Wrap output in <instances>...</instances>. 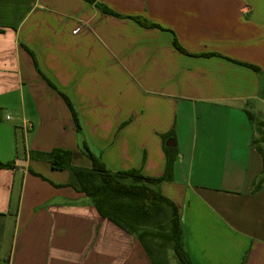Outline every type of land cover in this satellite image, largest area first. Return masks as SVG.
I'll list each match as a JSON object with an SVG mask.
<instances>
[{"label":"crops","instance_id":"crops-1","mask_svg":"<svg viewBox=\"0 0 264 264\" xmlns=\"http://www.w3.org/2000/svg\"><path fill=\"white\" fill-rule=\"evenodd\" d=\"M255 104L264 0H0V264H152L37 153L160 177L168 143L192 264H264Z\"/></svg>","mask_w":264,"mask_h":264},{"label":"trees","instance_id":"trees-1","mask_svg":"<svg viewBox=\"0 0 264 264\" xmlns=\"http://www.w3.org/2000/svg\"><path fill=\"white\" fill-rule=\"evenodd\" d=\"M86 1L93 3L95 0ZM96 5L100 8L98 3ZM101 9L104 13L120 16L106 6ZM135 20L145 27L154 26L153 23L139 17ZM175 45L182 50L177 41ZM248 66L257 72L260 71L254 65ZM248 115L251 120H254L253 114L248 112ZM256 148L264 164V150L257 146ZM84 151L92 162L90 168L72 166V152L69 150L55 149L49 154L38 152L37 155L47 157L53 168L57 170L69 169L71 172L70 185L90 197L101 216L136 235L151 258L152 264L168 263L155 259L156 247L150 233L144 229L147 226L158 227L160 235L166 243L171 245L180 264H192L184 244L179 209L174 202L154 188L156 184L173 180V168L176 161L175 147L164 145L167 164L164 175L160 177L145 176L138 170L113 172L87 148H84ZM4 167L14 168L15 165L13 162L0 161V168ZM254 185L257 189L264 186L256 182Z\"/></svg>","mask_w":264,"mask_h":264},{"label":"rangeland","instance_id":"rangeland-1","mask_svg":"<svg viewBox=\"0 0 264 264\" xmlns=\"http://www.w3.org/2000/svg\"><path fill=\"white\" fill-rule=\"evenodd\" d=\"M252 109L254 115V143L255 146L264 150V106L261 107L259 104H255L252 106ZM129 182H131V180ZM256 184L264 185V167L257 176ZM144 229L148 230L155 244V259L160 260L162 263L180 264L171 245L166 243L164 238L160 235L158 227L147 226L144 227Z\"/></svg>","mask_w":264,"mask_h":264},{"label":"water","instance_id":"water-1","mask_svg":"<svg viewBox=\"0 0 264 264\" xmlns=\"http://www.w3.org/2000/svg\"><path fill=\"white\" fill-rule=\"evenodd\" d=\"M169 146L174 145L173 143H168Z\"/></svg>","mask_w":264,"mask_h":264}]
</instances>
